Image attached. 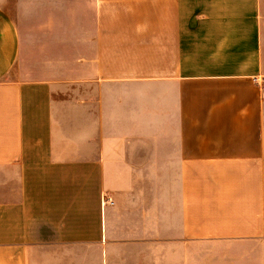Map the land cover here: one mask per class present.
<instances>
[{
    "label": "crops",
    "instance_id": "0c3cea01",
    "mask_svg": "<svg viewBox=\"0 0 264 264\" xmlns=\"http://www.w3.org/2000/svg\"><path fill=\"white\" fill-rule=\"evenodd\" d=\"M61 9L0 0V264H264V0Z\"/></svg>",
    "mask_w": 264,
    "mask_h": 264
},
{
    "label": "rangeland",
    "instance_id": "374dc122",
    "mask_svg": "<svg viewBox=\"0 0 264 264\" xmlns=\"http://www.w3.org/2000/svg\"><path fill=\"white\" fill-rule=\"evenodd\" d=\"M4 6L14 17L20 27L22 37L34 43H48L55 30L65 32L62 24L68 20L67 11H62V5H68V0H3ZM53 21L54 28L47 29L46 22Z\"/></svg>",
    "mask_w": 264,
    "mask_h": 264
},
{
    "label": "built area",
    "instance_id": "2783aa9c",
    "mask_svg": "<svg viewBox=\"0 0 264 264\" xmlns=\"http://www.w3.org/2000/svg\"><path fill=\"white\" fill-rule=\"evenodd\" d=\"M113 202V200L110 198V197H107V196H104V198H103V203H112Z\"/></svg>",
    "mask_w": 264,
    "mask_h": 264
}]
</instances>
